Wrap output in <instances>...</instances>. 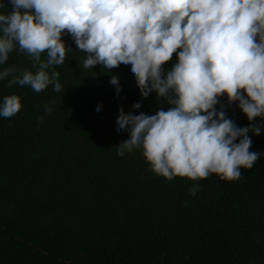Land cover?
<instances>
[{
    "label": "trees",
    "instance_id": "16d2710c",
    "mask_svg": "<svg viewBox=\"0 0 264 264\" xmlns=\"http://www.w3.org/2000/svg\"><path fill=\"white\" fill-rule=\"evenodd\" d=\"M4 3L0 11H11V0ZM61 38L65 61L48 69L59 71V91L8 83L37 67L18 47L0 64L17 68L0 79V99L15 93L22 102L15 115L0 116V264H264V153L233 180L215 173L168 179L143 150L119 155L115 144L129 133L114 134L118 111L136 101L134 111L149 114L171 105L155 91L142 97L123 63L85 67L88 53L70 33ZM176 59L174 52L163 67ZM227 116L252 122L239 107ZM249 135L250 150L264 152V131Z\"/></svg>",
    "mask_w": 264,
    "mask_h": 264
},
{
    "label": "clouds",
    "instance_id": "9594fccd",
    "mask_svg": "<svg viewBox=\"0 0 264 264\" xmlns=\"http://www.w3.org/2000/svg\"><path fill=\"white\" fill-rule=\"evenodd\" d=\"M11 6L0 11V64L18 47L37 67L21 69L10 85L41 91L51 84L59 91L60 73L48 69L64 63L68 47L61 37L67 32L88 53L85 67L123 63L142 97L155 91L171 105L149 114L134 111L142 104L136 101L126 114L118 111L114 134L129 133L115 144L119 155L139 147L151 169L168 179L215 173L233 180L264 153L250 150L249 135L264 131V0H11ZM5 7L0 0V9ZM45 50L47 59H41ZM174 52L175 63L164 68ZM11 73L15 66L0 69V79ZM109 82L118 95V75ZM221 96L238 102L252 122L240 126L224 105L217 108ZM21 107L18 94H6L0 116ZM101 108L98 103L96 110ZM198 188L191 185L190 191Z\"/></svg>",
    "mask_w": 264,
    "mask_h": 264
},
{
    "label": "rangeland",
    "instance_id": "374dc122",
    "mask_svg": "<svg viewBox=\"0 0 264 264\" xmlns=\"http://www.w3.org/2000/svg\"><path fill=\"white\" fill-rule=\"evenodd\" d=\"M221 105H224V106H225L226 114H228L230 111H232V110L236 109V107H238V106H237V105H238V102L233 101V102L229 103V102L227 101V99H226L225 101H222V102H221ZM221 105H220V106H221ZM136 150L141 151L142 149L139 148V147H137ZM142 155H143V154H142Z\"/></svg>",
    "mask_w": 264,
    "mask_h": 264
}]
</instances>
